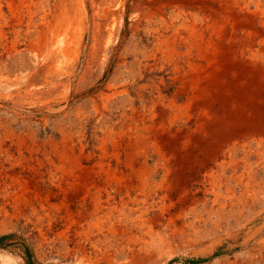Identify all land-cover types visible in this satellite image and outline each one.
Instances as JSON below:
<instances>
[{
    "label": "rangeland",
    "instance_id": "374dc122",
    "mask_svg": "<svg viewBox=\"0 0 264 264\" xmlns=\"http://www.w3.org/2000/svg\"><path fill=\"white\" fill-rule=\"evenodd\" d=\"M130 153L179 215L151 264H264V0H0V253L136 247L144 229L124 240L106 203L123 185L108 169L137 186Z\"/></svg>",
    "mask_w": 264,
    "mask_h": 264
},
{
    "label": "bare ground",
    "instance_id": "6f19581e",
    "mask_svg": "<svg viewBox=\"0 0 264 264\" xmlns=\"http://www.w3.org/2000/svg\"><path fill=\"white\" fill-rule=\"evenodd\" d=\"M14 1V0H13ZM8 7H10V4L7 3ZM83 7V6H82ZM258 8V7H257ZM84 11V10H83ZM84 13V12H83ZM54 16V15H53ZM46 15L45 12H41L40 21L41 23L37 26L42 27L45 26L46 22ZM56 19V18H55ZM47 21V20H46ZM33 19H29V22L27 24V27L33 25ZM56 22V21H55ZM54 22V23H55ZM12 24V23H11ZM52 24V23H51ZM54 25V24H53ZM59 25V23H58ZM61 26V25H60ZM16 27L17 25L12 24V29L16 33ZM35 27V26H34ZM49 27V25H48ZM47 27V28H48ZM53 27V26H52ZM55 27V26H54ZM59 27V26H58ZM57 27V28H58ZM33 28V27H32ZM35 29V28H34ZM51 29V28H50ZM206 30V29H205ZM36 31V30H35ZM34 31V32H35ZM42 31V30H41ZM48 30H46L47 32ZM194 31V30H193ZM192 31V32H193ZM45 32V31H44ZM45 32V33H46ZM64 29L62 27L55 30L53 29V39L56 40V43L58 45H61L60 40L62 41V35L64 33ZM30 32H28L29 34ZM52 34V33H51ZM191 36V35H190ZM193 36V35H192ZM191 36V37H192ZM201 35H198L199 37ZM39 37V36H38ZM51 37V36H50ZM46 39V37H44ZM193 38V37H192ZM201 38V37H200ZM43 39V38H42ZM48 39V38H47ZM260 40V39H259ZM41 42V41H40ZM43 42V41H42ZM41 42V43H42ZM47 42V41H46ZM51 43V41H50ZM202 43V42H201ZM40 44V43H39ZM45 44V43H44ZM203 44V43H202ZM199 45V44H198ZM44 46V45H43ZM200 46V45H199ZM198 47V46H197ZM206 47V46H205ZM203 48V47H202ZM208 49V48H207ZM215 49V48H214ZM203 51V50H202ZM212 58V57H211ZM217 58V57H216ZM212 60V59H211ZM212 62V61H211ZM210 64V63H209ZM211 67V66H210ZM221 72V71H220ZM209 73V72H208ZM212 73V72H211ZM215 73V72H214ZM211 75V74H210ZM214 75V74H213ZM214 79V78H213ZM210 87V86H209ZM208 87V88H209ZM207 88V87H206ZM165 106V105H164ZM205 111V110H204ZM180 114V113H179ZM204 114L207 116V113L204 112ZM135 116V115H134ZM208 119V118H207ZM112 132V131H111ZM122 134V133H121ZM134 135V134H133ZM137 135V134H136ZM217 136V135H216ZM124 137V136H123ZM228 137V136H227ZM140 138V137H139ZM144 139V138H143ZM142 140V139H141ZM137 141V140H136ZM213 141V140H212ZM118 142V141H117ZM116 142V143H117ZM139 140L136 143H138ZM142 143V142H141ZM144 144V143H143ZM147 144V142L145 143ZM117 145V144H116ZM139 146V145H138ZM137 146V147H138ZM145 146V145H144ZM142 147V146H141ZM134 149V148H133ZM54 150V149H53ZM141 150V148H140ZM64 152V151H63ZM131 152V151H130ZM66 153V150H65ZM68 154V153H67ZM66 154V155H67ZM139 154V153H137ZM141 154V153H140ZM139 154V155H140ZM62 155V154H61ZM64 155V154H63ZM71 156V155H70ZM93 156V155H92ZM101 156V155H100ZM138 156V155H137ZM63 157V156H62ZM141 157V156H140ZM183 157V156H182ZM72 158V157H71ZM105 158V157H104ZM139 158V157H138ZM62 159V158H61ZM67 160V159H66ZM63 162V160H62ZM61 162V163H62ZM105 162V161H104ZM65 163V162H64ZM72 163V162H71ZM74 163V162H73ZM76 163V162H75ZM74 163V164H75ZM98 163V162H97ZM102 163V162H101ZM126 166L129 167L132 176L137 180V188L138 192L141 194L139 196L132 197L130 195V192L133 190L134 187L132 185V182H125L124 185L123 177H120V174H117V171H112L110 169L107 170L108 173H104L107 178L111 177L116 180V183L119 188H117V192L115 195L110 196L108 194V198L106 203H108V206L111 207V215H116L119 217L118 222L120 224L125 225V229L120 233V235L126 236L124 240L127 239V236H131L134 231H136L137 228L144 229L142 233V237L139 238L140 242L136 245L134 248H128L121 243L120 239H117L116 236L119 234H116L114 231V236L116 237L114 240L115 244L113 245V252L112 253H105V259L103 261V264H151L153 261L156 260V258L163 252L166 246H168L167 243L164 242V239L157 233L153 231L156 225L169 227L170 226V232L172 234L175 233V220L178 218L179 215H173L171 213V204L166 206V201L170 200V191L165 190H158L159 186L154 182V177L158 174L157 169H151L146 162H136L134 160L133 153H130L125 158ZM66 164V163H65ZM53 167V164H51ZM68 165V164H67ZM71 165V164H70ZM95 166V164H93ZM110 165V164H109ZM64 166V165H63ZM69 166V165H68ZM73 166V164H72ZM76 167V165H74ZM102 166V165H101ZM104 166V165H103ZM107 166V165H106ZM97 167V166H96ZM109 167V166H108ZM59 168V167H58ZM222 168V167H221ZM224 169V168H223ZM78 170V169H77ZM102 170V168H101ZM99 170V171H101ZM118 170V169H117ZM249 170V169H248ZM98 171V170H97ZM163 176L162 179L165 181L168 176V171L164 167L162 169ZM223 171V170H222ZM111 172V173H110ZM94 173V171H93ZM100 173V172H99ZM252 173V172H251ZM98 174V173H97ZM103 174V173H102ZM111 174V175H110ZM50 175V174H49ZM223 175V174H221ZM208 176V175H207ZM237 177V176H235ZM232 178V177H231ZM102 179V178H101ZM211 179V178H210ZM237 179V178H236ZM128 180V179H127ZM207 180V179H206ZM217 180V179H216ZM227 180V179H226ZM235 180V179H234ZM244 180V179H243ZM227 180L226 182H228ZM216 182V181H215ZM212 184V183H211ZM216 184V183H215ZM215 184H212L211 189H217L221 188L223 186H216ZM160 185V184H159ZM238 185L243 187L246 191L249 185H250V175L247 176L246 182L239 180ZM211 186V185H210ZM117 187V186H116ZM217 187V188H216ZM161 188V187H160ZM171 188V187H170ZM126 190L125 194H123V197L118 198L117 196L121 195L123 192L121 190ZM228 189V188H227ZM232 189V187H231ZM20 190V189H19ZM88 190V189H87ZM116 190V188H115ZM136 190V191H137ZM161 190L163 192H161ZM220 190V189H219ZM209 191V190H208ZM89 192V190H88ZM211 192V191H210ZM91 193V192H90ZM97 193V191L95 192ZM107 193V192H106ZM217 193V192H216ZM228 193V192H227ZM89 194V193H88ZM137 194V193H136ZM231 194V193H230ZM229 194V195H230ZM100 193H97V196H99ZM135 195V194H134ZM215 196V195H214ZM213 196V197H214ZM15 198V197H14ZM94 199H96L94 197ZM93 199V200H94ZM215 199V197H214ZM92 200V201H93ZM99 200V199H98ZM116 200L118 202H116ZM95 201V200H94ZM105 202V201H104ZM110 202V203H109ZM233 202V201H232ZM5 206V205H4ZM223 208V207H222ZM95 211H98L100 209H103V206H101L97 200L94 204ZM105 212V211H104ZM94 213V212H93ZM102 213V212H101ZM109 213V212H108ZM116 222V221H115ZM118 223V224H119ZM112 225V224H111ZM156 229V228H155ZM113 230V229H112ZM112 232V231H111ZM112 234V233H111ZM139 237V236H138ZM122 238V237H121ZM131 238V237H130ZM129 238V239H130ZM171 238V237H170ZM70 239V238H69ZM122 242H125V241ZM120 241V242H119ZM127 241V240H126ZM130 243V241H129ZM135 243V242H134ZM107 245V244H106ZM126 245V244H125ZM81 251V250H80ZM84 252V251H83ZM82 253V252H81ZM85 253V252H84ZM107 254V256H106ZM165 254V253H164ZM163 255V254H161ZM87 260V259H86ZM0 262L1 264H24L21 257L16 255L15 253L10 252H1L0 253ZM77 262V261H76ZM99 263V262H98ZM73 264V263H72ZM74 264H82L80 261Z\"/></svg>",
    "mask_w": 264,
    "mask_h": 264
}]
</instances>
